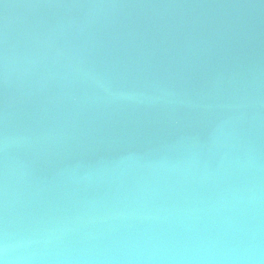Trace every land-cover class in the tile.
<instances>
[{"label": "water", "instance_id": "95a60500", "mask_svg": "<svg viewBox=\"0 0 264 264\" xmlns=\"http://www.w3.org/2000/svg\"><path fill=\"white\" fill-rule=\"evenodd\" d=\"M264 264V0H0V259Z\"/></svg>", "mask_w": 264, "mask_h": 264}, {"label": "clouds", "instance_id": "9594fccd", "mask_svg": "<svg viewBox=\"0 0 264 264\" xmlns=\"http://www.w3.org/2000/svg\"><path fill=\"white\" fill-rule=\"evenodd\" d=\"M3 252H4V256L5 258L3 259H0V264H8V260H7V252H8V248L7 246L5 245L4 249H3Z\"/></svg>", "mask_w": 264, "mask_h": 264}]
</instances>
